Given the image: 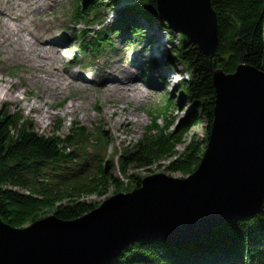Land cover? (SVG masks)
Wrapping results in <instances>:
<instances>
[{
  "label": "trees",
  "instance_id": "trees-1",
  "mask_svg": "<svg viewBox=\"0 0 264 264\" xmlns=\"http://www.w3.org/2000/svg\"><path fill=\"white\" fill-rule=\"evenodd\" d=\"M120 1L85 0L74 13L75 21L90 15L102 19V11L112 13ZM130 1L133 4L116 17L112 29L125 27L134 37L143 36L136 18L156 19V1ZM209 2L216 14L219 39L213 56L205 55L184 37L173 45L175 36L157 21L169 34L170 63L185 67L189 73L180 91L191 109L188 119L174 129V122L166 114L168 108L159 112L143 137L120 157V178L111 175V162H104L108 141L103 131L89 132L73 126L64 137L58 135V129L51 136H43L34 131L31 120L5 108L0 111L2 222L20 229L52 215L61 221H74L100 206L85 201L87 197H100L108 187L114 188L115 196L122 194V179L132 181L139 189L143 180L129 176L130 170L158 167L165 161H169L167 172L186 177L197 170L213 123L214 74L230 75L241 65L264 73V0ZM158 117H162V126L156 124ZM200 121L206 124L205 137L190 140L182 154H177V146L184 144L189 129ZM111 264H264V205L257 215L225 222L189 247L153 240L131 242Z\"/></svg>",
  "mask_w": 264,
  "mask_h": 264
},
{
  "label": "water",
  "instance_id": "water-1",
  "mask_svg": "<svg viewBox=\"0 0 264 264\" xmlns=\"http://www.w3.org/2000/svg\"><path fill=\"white\" fill-rule=\"evenodd\" d=\"M159 17L207 56L219 48L209 0H156ZM213 123L197 170L158 175L70 222L48 216L23 228L0 219V264H111L131 242L189 247L264 205V73L246 65L216 72Z\"/></svg>",
  "mask_w": 264,
  "mask_h": 264
},
{
  "label": "rangeland",
  "instance_id": "rangeland-1",
  "mask_svg": "<svg viewBox=\"0 0 264 264\" xmlns=\"http://www.w3.org/2000/svg\"><path fill=\"white\" fill-rule=\"evenodd\" d=\"M27 2L28 4H31L30 7H33L34 10L35 6L37 5H50L51 9H48L45 12L51 19L53 18L50 14L57 15L60 20H62L67 25L68 30L64 32V35L68 37H73L75 35V32L81 31L84 28V24L75 26L73 25V23H71L70 0H27ZM23 3L24 2L21 0H16V2L13 4L14 10L17 13L26 12V7ZM53 3H56L57 5L53 7ZM107 14L110 13L107 12ZM38 15L41 16V13H39ZM36 16L37 15L35 13L30 12L29 19H35ZM109 17H111V14L109 15ZM51 19L48 20V23H45L44 25H38L37 31L39 33H42L50 26L59 25V22L56 19ZM40 23H43L42 19L36 20L34 22H27L28 26L33 30V26ZM138 24L141 25L143 36L139 34V37H135V40L137 42L136 45L127 46L126 44H124L123 46H121L120 41H117L115 44L117 45V47L121 46L123 50L120 54L118 53L119 50L114 51V55H118V57L114 58H111L109 54H106L105 58L103 59L105 61V64H108V66H112L113 64H116L118 60H120L121 64L129 66L128 57L131 58V55L133 58L140 57V55L143 54L144 57L148 56L147 53H144V51H142V49L149 50L150 48V51H146L149 54H152L151 56L153 57L157 56V49L162 47L164 50L166 49V38L169 37V34L166 31L159 29L156 22H154L153 24L155 26L154 28H147L145 25H143L142 22H138ZM144 32H146L148 35L144 34ZM148 36H151V39L154 42V44H152L150 47L148 46L147 42ZM178 42L179 37L175 35L173 45H177ZM67 45L68 50L67 54H65V64H68L72 61L73 55L76 51V45L71 43L70 40H67ZM131 49L133 50L132 52ZM111 52L112 51L110 49L106 50V53ZM169 56L171 57V55ZM0 60H2L1 57ZM135 63V66L132 67L135 68L132 72L133 77L135 76L137 66H142L144 64L143 59L142 61L136 60ZM15 65L16 64L8 63L7 66L14 68ZM90 70V75L93 77H97V73H100L101 69H99L98 67H94ZM175 70L177 71L179 69L176 68ZM18 74L17 77H15V73H12L11 70L7 71L0 63V109H8L10 113L14 112L16 114H20L23 119L31 120L33 122L34 130L38 134L43 136H51L56 131V129L59 130V136H64L67 134L69 128L73 125V123H76L77 125L79 124L80 126L89 130L94 129L95 131H100V129H103L105 132V137L108 141V147L105 152V162H111L112 166L114 167L108 168H111V175L114 178H120V162L118 160L119 157L121 155L127 154L133 148L134 144L140 140L145 132V128L151 125V119L147 115L148 113L153 112V110H155L156 108L164 105L165 94L169 95V97H172L175 100V104L169 117L170 121L174 122L173 129L183 123L184 120L188 119L187 113L190 109L188 101L182 100L179 90L169 87V84L166 85L164 89L160 88L154 92L145 87L143 83L135 81L141 84L148 95L142 99L140 96H134L132 100L120 103L118 107L119 111L115 113H113L115 106H112L101 100L98 103L100 106L98 108H95L93 103H88L90 99L85 92L72 89H67L65 91L61 104H57L54 108L50 109L47 104L44 105L43 100L36 99L39 86L37 84H34L28 87L27 84H23L22 79L18 78ZM115 74L116 76H120L121 72L116 71ZM63 77L64 75L60 73L57 76V79L60 80L63 79ZM178 79L179 78L176 77L177 81ZM87 86L89 87V91L94 90L96 87V85L93 84H89ZM70 99L78 100L79 103L86 105V112L89 115L87 119L82 117V111L80 109L74 116L64 114L63 109L65 106L69 105L68 103L70 102ZM127 118H129L130 120H134L136 123L132 124V126H126V123H124L123 120ZM205 129L206 124L204 121H200L196 126L190 128L186 134V140L184 144L177 146L176 153L182 154L186 144L189 143L190 140H201L202 138H204L206 135ZM168 164L169 161H165L161 162L158 167L153 166L150 169L146 170H130L128 172V175L133 176L135 179L139 178L141 180L158 175H164L172 179H185L188 177H185L180 173L167 172L166 167L168 166ZM121 181L123 185L122 194H129L136 190L132 181L130 182L127 179H122ZM133 181L135 182L136 180ZM113 197H115L114 188L108 187L102 196H90L87 197L85 201L101 206L103 203L109 201Z\"/></svg>",
  "mask_w": 264,
  "mask_h": 264
},
{
  "label": "bare ground",
  "instance_id": "bare-ground-1",
  "mask_svg": "<svg viewBox=\"0 0 264 264\" xmlns=\"http://www.w3.org/2000/svg\"><path fill=\"white\" fill-rule=\"evenodd\" d=\"M2 9H5V6H0V10ZM22 21H24L22 17L14 19L10 14L0 11V56L5 63L11 61L21 66L22 70L18 78L28 87L37 84L39 90L36 99L43 100L44 105L47 104L50 109L62 101L64 83L69 89L85 92L90 99L88 103H93L95 108L100 106L98 103L101 100L115 106L113 113L119 111L120 103L132 100L134 96L144 95L140 85L131 83L127 71L119 80L112 78L104 80L101 86L92 91H89V87L83 82L69 76L64 81H57L54 64L66 51L65 46H57L55 43L34 36H23L26 28L19 26ZM68 104L63 109L64 114L74 116L80 109L83 118L89 117L86 105L79 103L78 100H71ZM123 121L126 126L136 123L129 118Z\"/></svg>",
  "mask_w": 264,
  "mask_h": 264
}]
</instances>
